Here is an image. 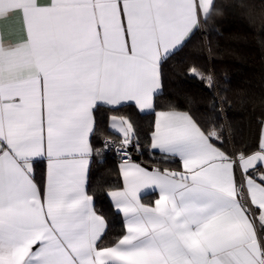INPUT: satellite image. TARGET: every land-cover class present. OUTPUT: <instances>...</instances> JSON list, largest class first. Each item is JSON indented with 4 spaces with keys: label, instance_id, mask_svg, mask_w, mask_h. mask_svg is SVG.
I'll list each match as a JSON object with an SVG mask.
<instances>
[{
    "label": "snow or ice",
    "instance_id": "1",
    "mask_svg": "<svg viewBox=\"0 0 264 264\" xmlns=\"http://www.w3.org/2000/svg\"><path fill=\"white\" fill-rule=\"evenodd\" d=\"M214 7L0 0V264H264V114L255 145L230 149L231 101L195 64L211 120L155 103L164 67ZM125 108L149 118L143 139ZM109 152L122 186L90 180ZM105 197L122 214L111 241Z\"/></svg>",
    "mask_w": 264,
    "mask_h": 264
},
{
    "label": "trees",
    "instance_id": "2",
    "mask_svg": "<svg viewBox=\"0 0 264 264\" xmlns=\"http://www.w3.org/2000/svg\"><path fill=\"white\" fill-rule=\"evenodd\" d=\"M214 4L207 25L164 67L163 90L155 103L158 110L175 105L180 110L190 109L202 122L211 120L213 114L208 103L211 93L199 79L187 73L189 66L195 64L213 74L215 90L231 101L230 106L225 105L226 118L233 129L228 147L254 146L260 132L258 118L264 114V8L260 7V0H214ZM188 96L193 98L191 105L185 104ZM122 111L136 121L143 139L148 133L149 118L134 108ZM133 156L138 162L148 160L146 151L143 156L135 152ZM117 163L115 152H109L102 162L93 158L90 180L95 182L99 177L106 186L120 185ZM43 169L42 164L35 167L40 183ZM147 197L143 195V201ZM99 206L108 214L111 241L121 231L122 219L120 214H115L109 198L99 201Z\"/></svg>",
    "mask_w": 264,
    "mask_h": 264
},
{
    "label": "crops",
    "instance_id": "3",
    "mask_svg": "<svg viewBox=\"0 0 264 264\" xmlns=\"http://www.w3.org/2000/svg\"><path fill=\"white\" fill-rule=\"evenodd\" d=\"M259 134H260V132H259ZM138 162V161H137ZM40 164H42V166H43V180H44V176H45V171H46V163L44 162V161H40V162H38L36 165H35V167L37 166V165H40ZM120 179H121V182H120V186H122V184H123V181H122V178L120 177ZM43 180H42V182H43ZM142 196L143 195H147L148 197L146 198V201H143V199H142V202H144V203H151V202H153L154 201V199L156 198V194L155 193H152L151 192V190H145V192L144 193H142L141 194ZM120 217H121V219H122V214H120Z\"/></svg>",
    "mask_w": 264,
    "mask_h": 264
},
{
    "label": "built area",
    "instance_id": "4",
    "mask_svg": "<svg viewBox=\"0 0 264 264\" xmlns=\"http://www.w3.org/2000/svg\"><path fill=\"white\" fill-rule=\"evenodd\" d=\"M116 156H117V159H118V163H117V164L119 165V162H120V160H119V156H118V155H116Z\"/></svg>",
    "mask_w": 264,
    "mask_h": 264
},
{
    "label": "water",
    "instance_id": "5",
    "mask_svg": "<svg viewBox=\"0 0 264 264\" xmlns=\"http://www.w3.org/2000/svg\"><path fill=\"white\" fill-rule=\"evenodd\" d=\"M133 159H136V157H135V156H133Z\"/></svg>",
    "mask_w": 264,
    "mask_h": 264
}]
</instances>
